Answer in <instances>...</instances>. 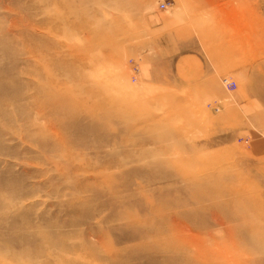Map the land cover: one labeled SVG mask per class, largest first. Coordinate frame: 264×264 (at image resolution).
Instances as JSON below:
<instances>
[{
	"label": "rangeland",
	"instance_id": "rangeland-1",
	"mask_svg": "<svg viewBox=\"0 0 264 264\" xmlns=\"http://www.w3.org/2000/svg\"><path fill=\"white\" fill-rule=\"evenodd\" d=\"M163 2L0 0V264H264V156L223 111L264 98V0L226 1L258 66L215 97L156 74Z\"/></svg>",
	"mask_w": 264,
	"mask_h": 264
},
{
	"label": "crops",
	"instance_id": "crops-1",
	"mask_svg": "<svg viewBox=\"0 0 264 264\" xmlns=\"http://www.w3.org/2000/svg\"><path fill=\"white\" fill-rule=\"evenodd\" d=\"M174 1L173 6L163 10L152 5L145 9L152 50L164 52L152 55L156 74L157 59L164 58L167 74L181 76L183 84H198L203 95L210 97L226 94L218 81L223 74H232L239 81L240 77L251 79L258 64L239 65L238 53L229 54L230 37L234 34V23L228 13L232 4L227 0ZM243 84L232 94L233 100L224 104L223 111L231 113L233 121L239 124L236 127L239 138H251L253 153L264 156V98L250 93L249 83ZM215 91L217 94L212 95Z\"/></svg>",
	"mask_w": 264,
	"mask_h": 264
},
{
	"label": "bare ground",
	"instance_id": "bare-ground-1",
	"mask_svg": "<svg viewBox=\"0 0 264 264\" xmlns=\"http://www.w3.org/2000/svg\"><path fill=\"white\" fill-rule=\"evenodd\" d=\"M87 183V182H86ZM181 241H179V240H176L175 238H170V239H168V240H166V244L168 245V244H172L173 246H174V250H173V254H177L178 255V257L180 256V257H182L183 259H188L189 260V258L188 257H190L191 255H190V253L187 251V249H185V248H183V245H182V247L179 245V243H180ZM202 252H203V250H202ZM183 254V255H182ZM209 254V253H208ZM207 254V255H208ZM202 256H204L205 257V255H202ZM185 257V258H184ZM214 258V257H213ZM192 259V258H191ZM183 263H184V260H183Z\"/></svg>",
	"mask_w": 264,
	"mask_h": 264
},
{
	"label": "built area",
	"instance_id": "built-area-1",
	"mask_svg": "<svg viewBox=\"0 0 264 264\" xmlns=\"http://www.w3.org/2000/svg\"><path fill=\"white\" fill-rule=\"evenodd\" d=\"M172 4L171 2H163L160 4L161 9H166L168 8V6ZM221 82L223 84V86L228 90V91H233L237 88V83L235 82V80H233L230 77H222L221 78Z\"/></svg>",
	"mask_w": 264,
	"mask_h": 264
}]
</instances>
